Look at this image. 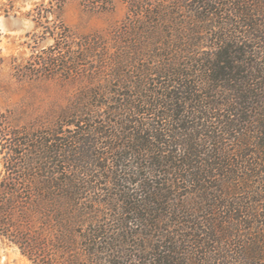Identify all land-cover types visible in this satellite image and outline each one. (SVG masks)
Wrapping results in <instances>:
<instances>
[{"label":"trees","instance_id":"trees-1","mask_svg":"<svg viewBox=\"0 0 264 264\" xmlns=\"http://www.w3.org/2000/svg\"><path fill=\"white\" fill-rule=\"evenodd\" d=\"M123 1L53 122L0 112V240L32 264H264V0Z\"/></svg>","mask_w":264,"mask_h":264},{"label":"rangeland","instance_id":"rangeland-1","mask_svg":"<svg viewBox=\"0 0 264 264\" xmlns=\"http://www.w3.org/2000/svg\"><path fill=\"white\" fill-rule=\"evenodd\" d=\"M102 2L0 0V112L20 132L46 118L53 122L79 94L85 81L77 74L87 66L82 61L77 73L70 69L73 59L82 56L79 46L86 36L109 32L125 19V1L114 0L112 8ZM2 160L0 152V169ZM0 264L32 263L17 246L0 240Z\"/></svg>","mask_w":264,"mask_h":264}]
</instances>
